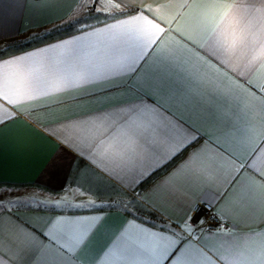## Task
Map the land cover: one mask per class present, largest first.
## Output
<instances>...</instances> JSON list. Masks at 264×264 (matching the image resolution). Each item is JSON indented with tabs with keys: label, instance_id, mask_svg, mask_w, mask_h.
Masks as SVG:
<instances>
[{
	"label": "crops",
	"instance_id": "0c3cea01",
	"mask_svg": "<svg viewBox=\"0 0 264 264\" xmlns=\"http://www.w3.org/2000/svg\"><path fill=\"white\" fill-rule=\"evenodd\" d=\"M81 1L56 0L45 5L37 0H0V58L27 57L21 64L0 65V185L33 186L37 191L32 195L38 202L61 206L55 210L1 208L3 264H51L54 258L58 264H87L90 260L112 264L109 254L122 244L121 238H134L140 228L181 235L182 228L189 227L190 244L199 242L213 250L222 239H229V232L232 238H240L264 228L260 222L264 207L240 209L232 197L236 186L229 188V182L241 169L243 176H251L245 165L257 149L255 163L258 168L264 164L259 98L241 87L232 73L217 71L207 57L201 58V53L185 45L182 36L194 39L215 55L203 42L201 28L192 15L181 7L185 0H117L123 8L130 9L128 12L140 9L141 23L125 24L123 21L132 16L121 14L84 26V31L82 27L68 33L61 31L57 37L21 50L8 48L11 42L61 23ZM252 2L255 8L261 7L262 0ZM148 18H158L153 20L155 27L146 23ZM249 19L252 32L258 37L264 34V15L254 12ZM220 22L218 18L214 24ZM140 27L158 43L141 51L142 41L137 39L135 47L131 46L129 36ZM129 63L139 69L134 75L106 78L107 73ZM229 68L239 71L240 76L250 72L249 79L259 87L264 82V39L251 45L244 68L234 64ZM208 81L214 86H209ZM197 87L199 94L192 95ZM135 109H147L149 116L158 113L155 119L161 126L168 122L186 127L192 135L178 134V128L175 132L166 130L167 134L159 132L155 137L156 151L150 153L144 177L129 188L127 182L122 185L100 173L94 167L98 161L87 151L77 155L81 145H69L65 125L94 121L97 113L117 119L127 113L135 116ZM248 119L257 123L246 130ZM237 132L239 138H235ZM193 137L194 144L172 155L177 146L183 148ZM199 148H203L200 159L188 169L192 178L181 183L178 196L167 199L154 191ZM212 161L217 162V167L209 174H201L200 169ZM166 165L163 172L139 189ZM119 194L134 196L159 219L140 218L127 213L126 208L105 206L107 202H126V195L117 199ZM197 202L209 203L219 223L210 225L200 220L191 224L190 213ZM10 218L20 227L36 230L38 236L46 233L54 237L65 251L59 252L44 236H40L44 247L39 251H21L9 227ZM64 221L76 222L73 239L67 243ZM81 235L86 241L82 250L80 245L73 246Z\"/></svg>",
	"mask_w": 264,
	"mask_h": 264
},
{
	"label": "snow or ice",
	"instance_id": "6c2138e0",
	"mask_svg": "<svg viewBox=\"0 0 264 264\" xmlns=\"http://www.w3.org/2000/svg\"><path fill=\"white\" fill-rule=\"evenodd\" d=\"M37 2L48 5L56 2V0H37ZM107 3L115 9H121V4L117 0H107ZM181 7L192 15L195 24L201 28L203 42L212 48L215 55L210 54L207 48L200 47L194 39L188 40L182 36L189 50L194 48L196 52L201 53V58L207 57L208 62H211L217 71L225 69L232 73L241 87L246 88L251 96L259 98L262 111L258 120L261 129V145H264V82L257 87L249 79L250 72L240 76L239 71L232 72V69L229 68V65L233 64L238 69L244 68L251 45L257 39H264V34L258 37L252 32L251 20L249 19L254 12L264 15V0H262L260 8H255L252 0H233L231 3L228 0H185ZM139 13L140 9L138 8L132 12H122L123 15L132 16L131 20H125L123 23L140 24ZM218 18L221 22L214 24ZM154 19L158 20V18H148L146 23L155 27ZM81 31H84L83 27ZM161 31H163L162 28ZM137 39L142 41L141 51L143 47L154 46L158 43V41L152 40L151 33L143 27L137 28L135 33L129 36L130 45L135 47ZM153 50H155L154 47ZM26 59L27 57L0 58V65L7 67L10 64H21ZM132 63L120 65L114 72L107 73L106 78L134 75L139 69L133 67ZM208 84L214 86L211 81H208ZM196 94H199L198 87L192 91V95ZM233 102L237 103L235 100ZM15 111L19 112V109H15ZM133 112L136 113L135 116L132 113H127L119 119L111 114L97 113L94 121L76 124L69 122L65 125V138L69 145L71 146L73 143L81 145V151H78L77 155H82L83 151H87L94 160L98 161L94 167L100 173L119 180L122 185L127 182L129 188H134L144 177L149 166L148 161L151 159L150 153L156 151L154 148L155 137L159 132L165 131L167 134L166 130L171 129L175 132L178 128V134L192 135L186 127L173 126L168 122L161 126L155 119L158 117V113L149 116L147 109L143 112L140 109H135ZM20 114L23 115V113ZM138 121H147V123L146 125L138 124ZM256 123L257 121L251 119L246 120V130L248 125ZM2 126L3 124L0 123V127ZM239 136L240 133L237 132L235 138H239ZM195 142L196 138L193 137V139L188 140L187 144L183 145V148L177 146L172 155H179ZM258 151L259 149L254 151L252 158L245 165L251 176H243L244 169H241L240 173L229 182L230 189L233 185L236 186L232 189V197L240 209L256 210L264 207V164L258 168L255 163L256 152ZM202 152L203 148L193 151L184 165L162 180L154 191L161 193L167 199L178 196L181 191V183L192 178L188 169L194 167V162L200 159ZM213 155L218 156V153ZM219 159L222 160V157ZM261 159L264 160V156ZM216 167L217 162L212 161L207 168H201L200 172L201 174H209ZM8 192V188L0 185V198L7 195ZM2 204L3 199H0V206ZM260 222L264 223V216L260 217ZM8 223L13 230L16 244L23 252L34 254L35 251L43 248L44 244L40 241V236H44L49 243L56 245L59 252L65 251L63 244H57L56 239L46 233H40L38 236L36 230L20 227L12 218L9 219ZM75 223L74 221L63 222V236L66 243L73 239ZM3 228L4 221L0 219V233L3 232ZM190 235L189 227H183L181 235H177L175 232L165 235L162 232L157 233L140 228L138 235L134 238L122 237V244H118L109 255L112 257V264H264V228H258L240 238H232V233L229 232L227 234L229 239H222L220 246L214 250L199 242L190 244ZM84 244L86 241L81 235L73 246L80 245L82 250ZM0 248H2V241H0ZM0 264H3L2 259H0ZM25 264H30V262H25ZM51 264H58L57 259L54 258ZM87 264H96V260H90Z\"/></svg>",
	"mask_w": 264,
	"mask_h": 264
},
{
	"label": "rangeland",
	"instance_id": "374dc122",
	"mask_svg": "<svg viewBox=\"0 0 264 264\" xmlns=\"http://www.w3.org/2000/svg\"><path fill=\"white\" fill-rule=\"evenodd\" d=\"M79 8L83 11V13H88L87 15H83V17L75 22V26H71L66 28V30H73L75 28H81L87 25H90L94 22L103 21L108 19L109 16L114 14L118 9L113 8L110 4L107 3V0H82L79 4ZM78 8V9H79ZM86 11V12H84ZM90 11H93L92 13ZM9 189V192L3 199V204L0 206L1 208H47V209H60V207L49 204L47 202H38V198L33 196L32 194L36 193L37 189L33 186H10L3 185ZM126 198L125 195L119 194L117 199ZM13 201V202H9ZM106 207H119L126 208L124 202H107L105 204Z\"/></svg>",
	"mask_w": 264,
	"mask_h": 264
},
{
	"label": "trees",
	"instance_id": "16d2710c",
	"mask_svg": "<svg viewBox=\"0 0 264 264\" xmlns=\"http://www.w3.org/2000/svg\"><path fill=\"white\" fill-rule=\"evenodd\" d=\"M78 8H79V5L73 11V13L71 15H69L64 21H62L61 23L51 27L49 30L35 33L26 39L11 42L8 44V48L11 51L21 50V49L27 48L29 46H32L36 43H39L41 41H45L47 39L57 37V36H59L61 31L68 33V32L79 29V28H75L73 30H66V28L71 27L73 24H75V22L79 21L83 17V15H87L89 13V12L87 13L86 11H84L86 13H83V11L80 8L79 9ZM128 11H130V9H125L121 6V9L117 10L114 14L109 16V18L113 17V16L121 15L122 12L126 13ZM90 12L92 13L93 11H90ZM167 167H168V165L163 166L162 168H160L159 170L154 172L147 180H145L142 184H140L139 189L142 188L145 184H147L148 181L152 177L163 172ZM125 195L127 197V201L124 202V204L126 206L127 213L134 215V216H137V217H140V218L153 219V220L159 219V216L153 210H151L145 204H143L142 202L137 200L134 196H132L130 194H125ZM51 210H55V209H51Z\"/></svg>",
	"mask_w": 264,
	"mask_h": 264
},
{
	"label": "built area",
	"instance_id": "2783aa9c",
	"mask_svg": "<svg viewBox=\"0 0 264 264\" xmlns=\"http://www.w3.org/2000/svg\"><path fill=\"white\" fill-rule=\"evenodd\" d=\"M200 220H207L208 224H218V219L215 217L213 207L207 202H197L190 213L189 221L191 224H196Z\"/></svg>",
	"mask_w": 264,
	"mask_h": 264
}]
</instances>
